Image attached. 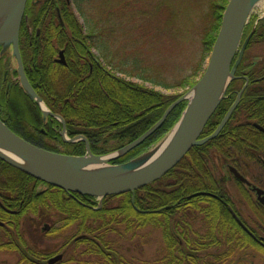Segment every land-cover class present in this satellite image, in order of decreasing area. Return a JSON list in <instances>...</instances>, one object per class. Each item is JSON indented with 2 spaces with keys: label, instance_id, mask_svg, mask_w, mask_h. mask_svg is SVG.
Listing matches in <instances>:
<instances>
[{
  "label": "trees",
  "instance_id": "trees-1",
  "mask_svg": "<svg viewBox=\"0 0 264 264\" xmlns=\"http://www.w3.org/2000/svg\"><path fill=\"white\" fill-rule=\"evenodd\" d=\"M228 1L28 0L18 32L25 73L49 109L64 119L70 138L83 136L91 153L110 154L152 129L167 107L184 95L170 96L163 90L196 85ZM243 32L242 42L250 39L237 78L230 82L202 137L216 131L249 80L238 106L217 137L192 148L161 179L105 197L97 207L93 197L50 185L37 190L39 180L0 158V201L5 209L16 211L11 215L0 208L4 223L0 250L19 252L27 264L36 263L37 256L55 257L58 252L40 253L27 245L21 223L30 214L44 222L55 217L52 224L59 226L52 225L51 235L63 238L66 260L77 264H229L238 248L258 245L233 218L227 203H233L238 217L240 212L217 178V170L224 169L232 177L229 166H247L250 174L264 175V134L254 126L264 127V90H258L264 78L257 81L264 76V17H252ZM59 49L65 64L55 62ZM6 53L0 47V106L6 112L3 116L0 111V118L32 144L85 155L84 141L64 142L57 130L51 133L59 137L62 151L44 144L47 134L38 129H45L52 117L44 118L13 77L17 74L10 73ZM187 105V100L180 102L160 128L110 164L127 163L148 151L175 126ZM54 122L62 129L60 121ZM206 190L215 196L194 195ZM260 216L256 227L264 232ZM146 230H159L164 242L165 251H158L152 260L142 258ZM127 238L134 240L130 244L139 256H126L131 248L121 241Z\"/></svg>",
  "mask_w": 264,
  "mask_h": 264
},
{
  "label": "water",
  "instance_id": "water-1",
  "mask_svg": "<svg viewBox=\"0 0 264 264\" xmlns=\"http://www.w3.org/2000/svg\"><path fill=\"white\" fill-rule=\"evenodd\" d=\"M261 1L264 0H229L223 13L219 33L215 43H213L214 46L207 64H205V70L191 91H188L167 107L168 109L165 111L162 118L152 129L150 128L137 140L114 153L108 155H95L91 153L90 145L86 138L77 136L71 139L67 136L64 119L59 113L55 114L47 107L27 78L18 43V32H20L28 0H0V15L6 14V21L3 22L4 24L0 29V33L4 35L0 38V45L4 44L6 47L11 45L13 55L18 64L20 82L26 94L38 104L44 118L51 116L62 123V132L60 134L65 142H69L70 144L84 141V143H86L85 155H69L54 152L28 142L0 119V158L11 165V167L41 181L40 185L46 188L39 191L47 189L48 185H50L70 193L99 199L100 202H102L105 197L133 192L161 179L170 169H173L192 148L204 145L217 137L238 106L241 95L245 91L249 81L246 82L241 92L238 93L236 101L232 104L228 113L225 114L226 116L223 118L221 124L218 125L219 127L216 131L211 135L202 137L205 126L213 116L220 102L226 97L225 94L230 82L237 77L236 72L238 66L242 61V57L250 39V37H248L243 41L244 43L240 47L243 31L250 18L251 10ZM68 2L71 3V0H68ZM39 33L40 32H38V34ZM237 55L238 57L235 60ZM59 61H64L63 52L60 54ZM191 93H193L192 99L189 97ZM188 99L189 103L178 121V124L181 123L178 133L173 137L168 147L165 148L157 159H154L151 163L143 167L134 168L135 170L130 173L123 175L119 174L115 177L104 178L103 180L94 178L88 174L86 168L89 164L94 162L106 163L113 167L116 173L130 170V164L139 160L145 154L133 161L131 160L123 164L112 165L110 161L126 154L153 134L163 125L173 109L180 102ZM254 126L264 133L263 126L259 124H254ZM229 170L238 181L251 185L236 168L230 167ZM252 189L257 192L259 200L264 203V190L256 186H253ZM199 194L206 196L213 195L207 191L199 192L194 195ZM12 213H14V211H12ZM233 215L242 228L249 231L240 218H238L237 214L233 212ZM0 225H3V222H0ZM44 227L45 230L50 229L49 225ZM250 234L253 235L251 232ZM262 240H264V238L257 239L260 244ZM62 259L63 254H59L50 258L47 264H56Z\"/></svg>",
  "mask_w": 264,
  "mask_h": 264
},
{
  "label": "rangeland",
  "instance_id": "rangeland-1",
  "mask_svg": "<svg viewBox=\"0 0 264 264\" xmlns=\"http://www.w3.org/2000/svg\"><path fill=\"white\" fill-rule=\"evenodd\" d=\"M251 11L252 12L250 14V18L248 21H250L252 17H256L259 20L261 18H263L264 17V1L259 2ZM76 15L79 17L77 12H76ZM37 31L41 33L40 28H37V30L35 31L38 34ZM33 32H34V29L31 27V33H30V31H29V33L32 34ZM40 33H39V35H40ZM0 47L4 48V50H6L7 57H9V59H10L9 60L10 61L9 66L11 67L10 73H14V74L16 73L17 75H15L13 77H16L15 79L18 80V82H20V76L18 74V64H17L15 56L13 55L11 45L6 47V46H4V44H1ZM21 57H22V55H21ZM22 61H23V59H22ZM207 61H208V59H207ZM207 61H206V64H207ZM205 67H206V65L204 64V70H205ZM24 70H25V68H24ZM25 72H26V70H25ZM5 73H9V70H7ZM201 74H203V73H201ZM122 76L124 77V75H122ZM200 77H201V75L196 79V82H198ZM21 86H22V84H21ZM188 89L189 88H186V89L179 88V89H175L172 91L163 90V92L165 94H168V95L170 94V96H171V95L180 94L182 92H184V94H185L186 92L191 91L192 88L189 90ZM187 102L189 103V99L187 100ZM47 107H48V105H47ZM0 111H2L1 106H0ZM24 114H21L22 118L25 117ZM2 115L5 116L6 112L2 111ZM27 119L32 120L28 117H27ZM177 124H178V122L175 124L174 127H176ZM28 127H31V126L29 125ZM174 127H172V129L163 137V139L159 140L153 147H151L150 149H148V151L142 153L141 155L147 154L150 151H152L154 148H156L161 142H163L165 140V138H167L173 132V130L175 129ZM56 129H57V131H60V133L62 132V129L59 126H56ZM43 139H44V141H43L44 144L46 143L45 145H48L50 148L62 151L63 145L60 144L61 142L59 143V141H57V140L53 141V139H50V137H45ZM60 139H62L61 136H60ZM121 150H122V148H121ZM114 152H112V153H114ZM106 155H108V154H106ZM138 157H136V158H138ZM136 158H134V159H136ZM247 174L251 175L248 171H247ZM257 175H259V172L257 173ZM217 176H218L217 178H219V180L221 181L223 186L231 194L232 202H234L235 207L238 208V211L240 212L241 218L244 219L248 224L256 227L258 224V221L254 217V209L256 210V209H258V207H255L256 205L251 203V202L256 203L255 195L252 194L251 192H249V189L247 190L245 187H242V185L238 186L237 184H235V182L233 181V178L228 175V172L225 169L220 170V171L217 170ZM248 177H249L250 181L253 182V184H256V186H262V185L264 186V179L262 180V182H261L262 184L260 185L259 183L257 184V182H255V180L252 176H248ZM263 177H264V175H263ZM44 188H46V187L43 185H40L37 188V190H41ZM206 191H203V192H206ZM209 193H211V192H209ZM208 196H215V195L213 194V195H208ZM97 207H99V206L97 205ZM259 212L261 213L260 217L264 219V212H262V211H259ZM40 216L42 217V215H40ZM51 217L49 216V219H51V221H49V222L40 221V218L34 214L33 215L30 214L27 217H25V219L22 221L21 224H23L22 226L25 225L24 226L25 230H23V233H24V237H25L24 239L26 240L27 245L29 247H31L32 249L39 251L40 253L41 252H47V253L58 252L57 254L63 253V259H65V260H63L64 261L63 264H77L76 262H70L69 259L66 260V257H65L66 252L62 248V245L64 243L63 238L52 237V235H51L52 225H53V227H58L59 225L54 226V224H52V223H55V220H54L55 217L54 216L52 218ZM45 225L50 226V229H49L50 234H46L48 231L44 230L43 226H45ZM144 235L145 236L149 235L147 238V240H148L147 244L143 246L144 255H142L143 256L142 258L144 260H152L156 257V253L158 251H160L162 249H163V251H165L164 242H163L162 235L159 232V230H157V231L154 230L150 233L148 230H146L144 232ZM133 241L134 240L132 238H127V240L121 241L123 246L129 247V249L131 248L130 252H127V255H126L127 257L137 256V254L139 253L135 249H133L132 245L130 244L131 242L133 243ZM137 242H139V239H137ZM137 242H135V243L137 244ZM209 250H210L209 251L210 253H213V252H211L213 250H211V249H209ZM238 251L239 252H234V254L231 256L229 264H264V249L260 248V246L251 245L250 247L238 248ZM78 253H80V252H78ZM138 256H139V254H138ZM36 258H38L39 260L40 259L43 260L42 257L37 256ZM0 264H27V263L21 262L19 252H17V251L0 250ZM34 264H42V263L37 261Z\"/></svg>",
  "mask_w": 264,
  "mask_h": 264
},
{
  "label": "flooded vegetation",
  "instance_id": "flooded-vegetation-1",
  "mask_svg": "<svg viewBox=\"0 0 264 264\" xmlns=\"http://www.w3.org/2000/svg\"><path fill=\"white\" fill-rule=\"evenodd\" d=\"M28 29H29V31H30V33H31V27L28 25ZM37 35H39V34H37ZM58 51V53H57V56L55 57V62H57V63H60V64H65L66 62H65V56H64V53H63V56H64V61H59V59H60V54H61V52H63V49H59V50H57ZM23 65H24V68L26 69V65L24 64V62H23ZM264 78V76H262V77H259L258 79H257V81H261L262 79ZM258 90L259 91H263L264 90V85H259L258 86ZM261 97V96H260ZM55 122H54V118H52L51 120H49V122H48V124H47V126L45 127V129H38V133H41V134H47V135H45V136H47V137H50V139H53V141H58V136L57 135H55V134H52L51 133V131H52V129L55 131V130H57L56 129V124H54ZM52 126V127H51ZM261 132V131H260ZM261 133H263V132H261ZM264 134V133H263ZM237 171L240 173V174H242L250 183H251V185H247L246 183H243V182H240L241 183V185H242V187H245L247 190L249 189V192H251L252 194H254L255 195V199H256V203L255 202H251L252 204H255L256 206L255 207H258V209H254V217L256 218V220H258L259 219V211H262V212H264V203H262L260 200H259V198H258V194H257V192L256 191H253V189H252V187L253 186H256V184H253V182L252 181H250V179H249V177L248 176H252L253 178H254V180H255V182H257V184L259 183L260 185L262 184L261 182H262V180L264 179V177H263V174H261V173H259V175H257V174H251V175H248L247 174V166L246 167H242V168H240V169H237ZM232 175H233V173H232ZM257 175V176H256ZM234 176V175H233ZM232 176V177H233ZM235 178V177H234ZM263 186V185H262ZM262 186H256V187H258V188H260V189H262V190H264V186L262 187ZM264 196V195H263ZM232 205H233V203H227V206H229L228 208H230V212L232 213V215H233V212L234 213H236L235 211H234V209L233 208H231L232 207ZM2 207V209H5L4 208V206H3V204H2V202L0 201V208ZM236 208V207H235ZM238 209V208H237ZM6 211H8V213L10 212L9 210H7V209H5ZM13 214V213H12ZM11 214V215H12ZM238 216V215H237ZM233 218H234V215H233ZM238 218H240V220L243 222V224L246 226V228H248V230L249 231H247V230H245L244 228V231H246V233L249 235V237H251L256 243H258V246H260V248H263L264 249V240H262V242H261V244L257 241V239H263L264 238V232H259V229H257V227H255V226H252V225H250V224H248L244 219H242L240 216L238 217ZM237 221V220H236ZM238 222V221H237ZM257 222V221H256ZM259 223V222H258ZM240 225V224H239ZM241 226V225H240ZM241 228H242V226H241ZM250 228H252V229H254L255 230V232H256V234L254 233V231H252ZM46 231V230H45ZM250 232L253 234V235H251L250 234ZM57 255V254H56ZM52 257H54V256H50V257H42V259L43 260H39L38 258H34V259H36V261H38V262H40V263H42V264H47V262H48V260L50 259V258H52Z\"/></svg>",
  "mask_w": 264,
  "mask_h": 264
},
{
  "label": "bare ground",
  "instance_id": "bare-ground-1",
  "mask_svg": "<svg viewBox=\"0 0 264 264\" xmlns=\"http://www.w3.org/2000/svg\"><path fill=\"white\" fill-rule=\"evenodd\" d=\"M6 21V14H1L0 15V29L3 26V22ZM4 35L3 33H0V38H2ZM194 93V92H193ZM193 93H191V95H189V97L192 99L193 98ZM181 126V123L178 124L175 129L173 130V132L167 137L165 138V140L163 142H161L156 148H154L152 151H150L149 153L145 154L143 157H141L139 160H136L135 162L130 164L131 169L127 170V171H123V172H114V168L107 165L106 163H101V162H94L88 165V167L86 168V171L88 172V174H90L92 177L94 178H99V179H104V178H111V177H115L116 175H123L126 173H130L133 170H135L134 168L137 167H143L149 163H151L154 159H157L165 150V148L168 147V145L170 144V142L173 140V137L176 136V134L179 131V127ZM2 222V221H0ZM4 225V223H3ZM0 225V226H3Z\"/></svg>",
  "mask_w": 264,
  "mask_h": 264
}]
</instances>
